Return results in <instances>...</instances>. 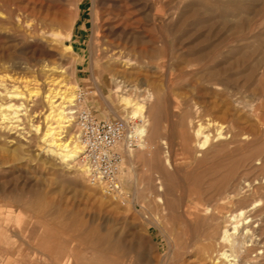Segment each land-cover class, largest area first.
Listing matches in <instances>:
<instances>
[{
  "label": "rangeland",
  "instance_id": "374dc122",
  "mask_svg": "<svg viewBox=\"0 0 264 264\" xmlns=\"http://www.w3.org/2000/svg\"><path fill=\"white\" fill-rule=\"evenodd\" d=\"M0 7V264H213L207 246L219 245L228 214L254 204L246 239L257 242L243 262L264 264V0H0ZM71 27L59 51L40 36ZM114 51L133 62L114 75L121 82L105 69ZM49 75L68 83L69 95L82 92V105L99 118L129 116L117 81L141 97L155 94L137 113L149 122L145 150L124 152L125 201L88 183L81 154L66 161L48 151L50 110L43 94L34 102L29 93L58 90ZM14 90L19 98L9 96ZM200 126L196 137H210L203 150L194 137Z\"/></svg>",
  "mask_w": 264,
  "mask_h": 264
},
{
  "label": "bare ground",
  "instance_id": "6f19581e",
  "mask_svg": "<svg viewBox=\"0 0 264 264\" xmlns=\"http://www.w3.org/2000/svg\"><path fill=\"white\" fill-rule=\"evenodd\" d=\"M79 6H81V5H79ZM0 12H2V7H0ZM17 23L23 27L29 28L30 31L36 30V28L34 26H32V24L27 23V21H24L23 19L18 18ZM72 30H73V27H71L63 35L55 29L42 30V31H40V36L42 37V39H44V41H47L48 43L49 42L52 43L53 48L56 49V51L57 50L59 51L60 50V47H59L60 40L61 39H69L71 37ZM29 34H31V33H29ZM31 36H32V34H31ZM31 36H29V37H31ZM70 48H71L70 46L66 47V49H68V50ZM120 53H122V52L120 51ZM110 58L112 59V62H113V64L111 65L112 68L109 65H106L105 69H107V70L112 69L113 76L116 75L117 73L127 74L130 72V68L133 65V62L131 61V59H127V58L124 59L119 54H117L115 51L110 53ZM46 66H48V65H45V67ZM53 68H55V67H49L48 66V69H44V70H46V72H48L50 70L53 71ZM60 71L63 72V70H60ZM49 77H50V75H49ZM58 78L59 77H55V78L50 77V80H49V82H51V85L52 84H54L56 86L60 85V88L58 90L55 91L54 88H49L48 89L49 92H47V91L46 92L45 91L40 92L39 90H37V91L33 90L29 93V95H30L32 101H34V102L42 94L46 98L44 101L47 103L50 112L44 118L45 130H44L43 140L45 142H47L46 144H48L50 147V149H48V151H52L53 153L60 156L63 160L71 161V160H74L76 157H78L79 156L78 154H82L84 152V145L82 143V140L80 139L79 129L72 131V128H73L72 127V125H73L72 121L75 120L73 118V115H72V108H73L72 106L74 104L82 105V102L76 103L75 100L77 99V96L76 95L73 96L72 93L69 95V93L72 92L71 90L73 88L69 87L70 85L68 83H64L65 82L64 80H62V79L58 80ZM114 79L117 80L118 78L116 76H114ZM119 81H117L118 83H117V88H116L115 92L117 93V96H119V100L122 102V105L125 106V110H127V115H129V116H126L127 118H124V119H127L129 121H133L134 119H139V121L141 122L140 124L136 125L135 130L138 134L143 135L142 141L138 144V146H141L143 149V148H145V146L147 144V143H144V138L146 136L147 126L149 125V122L145 123L144 118H146V117L144 116V113H140V114H137V113L144 111V108L146 111L147 110L146 104L151 105L156 100V96L153 92H148V94L141 97V93H136L137 88L133 84L130 85L129 87H127L128 84L123 85V82H122V84H120L121 81L120 82ZM122 86H123V88H124V86L126 87L125 90L122 88ZM122 89L124 90V93L122 95H118V92L122 91ZM15 91L16 90L10 91L12 94L9 96L19 98V92L16 93ZM6 93H7V91H6ZM6 108H9V109L11 108V110L13 109L12 112H14L15 114L17 113V110H18V109H16L15 106L13 107V104L7 105ZM0 110H1V105H0ZM9 113H11V111ZM139 115H142V117H137ZM6 116L7 115L5 114V117ZM146 116H148V115H146ZM10 119H11V117H10ZM12 119H13V117H12ZM47 119H51V122L48 123ZM35 127H36L35 129H37L39 131L41 130L39 124H36ZM202 133H203V128L200 126L196 131H194V137H196V135L202 134ZM218 135H219V138H224L223 133L221 131H219ZM196 139L198 140L199 150L206 149V147L208 146L209 140H210L209 135H204V138H197L196 137ZM149 146H150V144H149ZM147 149H149V148L147 147ZM143 150H145V149H143ZM166 152H168V151H166ZM163 153H164V151H163ZM140 154L138 156H140ZM139 159H140V157H139ZM159 159H161V158H159ZM148 161L150 163V162H152V159L149 158ZM164 164L167 166H170V159H169L167 154L164 155ZM149 166L152 167L151 164ZM254 180H256V179H254ZM247 185H249V183H247ZM158 199L162 200L160 196L158 197ZM119 200L123 201V200H125V198L123 197V198H120ZM257 205L258 204H254L251 208H255V207H257ZM207 209H209V208H207ZM250 209H243L242 208V209H239L238 211L231 212L228 214L227 224H226L225 228L221 230L219 238H218V240H219L218 244L219 245L217 246V244L209 243V245L207 246L211 250V253L213 254L212 258H211L213 264H244L243 257H245V254L247 252H249L250 247H252L254 245V243L257 242V241H255V239H253V237H252V239H250V242H248L246 239L247 237H249L250 233L252 234L254 232L250 229L251 218L249 217V214L247 213V212H249ZM261 253H262V251H261ZM259 254H260V252H259ZM245 264H246V262H245Z\"/></svg>",
  "mask_w": 264,
  "mask_h": 264
},
{
  "label": "built area",
  "instance_id": "2783aa9c",
  "mask_svg": "<svg viewBox=\"0 0 264 264\" xmlns=\"http://www.w3.org/2000/svg\"><path fill=\"white\" fill-rule=\"evenodd\" d=\"M76 96L75 102H81L82 92H77ZM72 107L84 145L81 160L86 180L109 196L125 198L120 171L124 152L142 141L143 135L135 130L137 123L119 117L99 118L91 108L80 104Z\"/></svg>",
  "mask_w": 264,
  "mask_h": 264
},
{
  "label": "crops",
  "instance_id": "0c3cea01",
  "mask_svg": "<svg viewBox=\"0 0 264 264\" xmlns=\"http://www.w3.org/2000/svg\"><path fill=\"white\" fill-rule=\"evenodd\" d=\"M80 23H82V21L80 20ZM82 25V24H81ZM80 35H79V37L82 35V33H79Z\"/></svg>",
  "mask_w": 264,
  "mask_h": 264
}]
</instances>
